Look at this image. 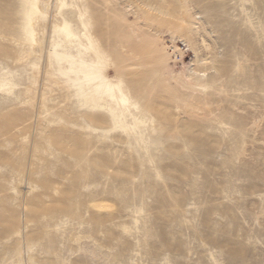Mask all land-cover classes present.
<instances>
[{
  "label": "rangeland",
  "instance_id": "374dc122",
  "mask_svg": "<svg viewBox=\"0 0 264 264\" xmlns=\"http://www.w3.org/2000/svg\"><path fill=\"white\" fill-rule=\"evenodd\" d=\"M44 1L42 46L29 55L16 46L21 0H0V78L13 85L0 90V264H264V0H189L219 55L207 74L226 87L193 114L145 86L143 138L112 130L48 77L56 3ZM94 2L131 33V2ZM204 3L219 7L215 18ZM159 35L158 47L172 46L167 27ZM175 45L178 73L194 55L183 38ZM123 80L139 98L138 80Z\"/></svg>",
  "mask_w": 264,
  "mask_h": 264
},
{
  "label": "bare ground",
  "instance_id": "6f19581e",
  "mask_svg": "<svg viewBox=\"0 0 264 264\" xmlns=\"http://www.w3.org/2000/svg\"><path fill=\"white\" fill-rule=\"evenodd\" d=\"M79 1L81 7L75 6L71 0H55L53 37L46 73L56 87L66 92L75 91L84 110L96 114L97 119L108 118L112 130L119 129L123 133L132 132L138 138L144 137L148 126L141 112L145 108L147 85H158L163 93L193 114L201 112V106H208L211 92L224 91L226 86L222 81L219 87L213 85L220 78L215 79L207 74L208 64L210 69L217 71L219 55L211 44H215V39L211 37L199 13L192 12L194 7L189 0H173L175 6L166 0H138V3L128 0L134 9L135 23L131 33L123 34L116 11L107 8L106 11L112 13V16H105L96 7L94 0ZM111 1L102 0L107 7ZM47 4L44 0H21L19 31L22 39L17 40L16 45L21 54L30 55L41 48L44 34L41 22L47 18L42 7ZM216 7L219 8L213 3L202 5L210 19L215 18ZM163 26L167 27L171 35V47L162 42L161 47H158L160 28ZM223 26L222 22L217 23V27ZM176 36L184 39L194 60L192 67H184L182 71L173 73L169 68L172 62L169 51H179L178 58L184 62L183 52L175 45ZM197 39H201V42ZM72 47L75 48V54ZM143 51L153 53L155 60L148 64L142 57ZM131 60H136L137 65H130ZM62 62L68 64L65 81L55 75L53 68L54 65L60 68ZM143 68L149 70L143 72ZM109 70H113L118 77L115 82L109 81ZM129 75L134 76L138 80L137 85L144 89L138 93L139 98L133 96L132 86L124 83V77ZM49 84L46 82L44 85ZM12 87L8 80L0 78V90L10 93ZM127 117L131 118L130 123Z\"/></svg>",
  "mask_w": 264,
  "mask_h": 264
}]
</instances>
